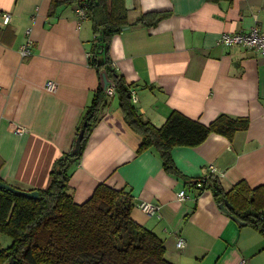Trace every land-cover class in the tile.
Masks as SVG:
<instances>
[{
  "label": "crops",
  "instance_id": "0c3cea01",
  "mask_svg": "<svg viewBox=\"0 0 264 264\" xmlns=\"http://www.w3.org/2000/svg\"><path fill=\"white\" fill-rule=\"evenodd\" d=\"M124 1L130 26L111 41L108 56L144 119L161 128L177 112L203 126L222 115L250 125L233 139L213 134L196 148L174 149L178 172L171 174L155 148L139 152L140 134L125 120L119 96L110 97L72 167L70 194L82 204L98 184L130 193L131 219L164 242L173 264H264V234L223 211L212 191L201 195L191 186L211 166L225 191L243 182L264 186V56L218 44L224 33L264 32V0ZM78 9L66 0H0V179L11 187L47 189L104 85L90 65L93 23L80 22ZM153 12L171 15L148 28L135 25ZM28 37L32 55L22 58ZM182 190L187 199L178 201ZM142 202L157 205L158 214L148 217ZM179 238L186 241L182 250Z\"/></svg>",
  "mask_w": 264,
  "mask_h": 264
},
{
  "label": "trees",
  "instance_id": "16d2710c",
  "mask_svg": "<svg viewBox=\"0 0 264 264\" xmlns=\"http://www.w3.org/2000/svg\"><path fill=\"white\" fill-rule=\"evenodd\" d=\"M66 2L79 7L87 5V18L93 23L95 39L90 65L101 77L106 76L109 85L115 86L114 94L119 96L125 120L142 138L139 152L155 148L164 170L171 174L178 172L172 157L176 148H196L213 134L233 139L237 132L248 130V118L224 115L209 126L177 112L169 116L161 128L144 119L132 106L131 90L108 56L111 41L130 26L125 1ZM170 15L168 12L143 14L135 25L148 28ZM100 56L104 58L103 62H100ZM106 90L102 85L93 94L92 103L78 128L77 137L84 130L80 151L72 154L74 143L72 150L55 162L50 185L46 190H39L40 199H29L0 189V236L12 239V246L0 252V264H173L166 260L164 242L131 219L135 206L130 193L98 184L92 196L82 204L70 194V172L80 161L90 133L107 105L110 97ZM218 180V176L209 175L193 181L191 186L198 189L197 184L202 182L203 189L212 191L215 200L226 207L230 216L264 234V186L250 189L243 182L233 190L225 191Z\"/></svg>",
  "mask_w": 264,
  "mask_h": 264
},
{
  "label": "built area",
  "instance_id": "2783aa9c",
  "mask_svg": "<svg viewBox=\"0 0 264 264\" xmlns=\"http://www.w3.org/2000/svg\"><path fill=\"white\" fill-rule=\"evenodd\" d=\"M84 5V4H83ZM80 6L78 9V18H80V22H83L85 20H87V16H88V11H87V5L86 6ZM10 19H12L11 15L7 14L4 15V20L3 23L5 25H8L10 23ZM30 37V36H29ZM27 39V41L25 42V44L21 45L20 48V54L22 56V58H27L29 56L32 55V50H33V44L34 42L32 41L31 38ZM219 41L218 44L220 46L223 47H242L245 50H253L258 52L260 55L264 56V32H261L259 30L258 27L252 28L249 32L246 33H224L221 35V37H219ZM46 89L49 92H55L56 90V85L48 82L46 85ZM106 95H108L109 97H113L115 96V86L112 85H108V87L106 88ZM131 94V101L133 104H136L138 102V97L136 95V93L134 91L130 92ZM25 133V129L23 128V126H18L16 129V134L17 135H22ZM210 168V175H216L218 176V171L216 168H214L213 166L209 167ZM220 177V176H218ZM198 189L200 190V193L202 195V193H204L206 190L203 189V183L200 182L197 184ZM186 191L182 190L180 191L177 195V199L178 201H184L187 199V195L185 194ZM139 210L143 211V213H145L148 217H152V216H156L159 212V208L157 205H153L151 203H146V202H142L141 204L138 205ZM186 245V241L184 238H179L178 243H177V248L182 250L185 248ZM240 264H245V262L243 261Z\"/></svg>",
  "mask_w": 264,
  "mask_h": 264
},
{
  "label": "water",
  "instance_id": "95a60500",
  "mask_svg": "<svg viewBox=\"0 0 264 264\" xmlns=\"http://www.w3.org/2000/svg\"><path fill=\"white\" fill-rule=\"evenodd\" d=\"M124 30H127V28H124ZM103 79H104L103 80L104 88L106 89L108 87L109 83L107 82V78L105 75L103 76ZM86 126H87V124L85 123L84 127H86ZM83 133H84V130H81L80 133H78V137L76 139L75 146L73 147L74 148L73 152H72L73 155H76L80 151V148H81L80 146H81L83 139H84ZM0 189L7 191V192H10V193L17 195V196H22V197L34 199V200L40 199V192L39 191H23V190L15 188L14 186L11 187V185H9V184L1 181V180H0ZM220 208L223 211H227L226 207L223 206V204L220 205Z\"/></svg>",
  "mask_w": 264,
  "mask_h": 264
},
{
  "label": "rangeland",
  "instance_id": "374dc122",
  "mask_svg": "<svg viewBox=\"0 0 264 264\" xmlns=\"http://www.w3.org/2000/svg\"><path fill=\"white\" fill-rule=\"evenodd\" d=\"M11 240L12 239L7 236H0V252L12 246Z\"/></svg>",
  "mask_w": 264,
  "mask_h": 264
}]
</instances>
